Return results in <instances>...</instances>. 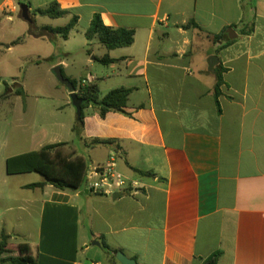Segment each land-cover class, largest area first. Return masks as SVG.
<instances>
[{
  "label": "crops",
  "instance_id": "crops-1",
  "mask_svg": "<svg viewBox=\"0 0 264 264\" xmlns=\"http://www.w3.org/2000/svg\"><path fill=\"white\" fill-rule=\"evenodd\" d=\"M56 1L69 14L48 18L62 25L39 27H62L77 16L69 38H34L26 26L0 51V61L29 41H47L50 66L77 80L78 90L84 81L97 86L99 100L119 88L132 93L126 113L102 116L88 105L78 134L75 124H51L50 139L36 151L65 143L63 153L88 167L116 153L132 187L114 198L52 185L30 189L44 179L13 176L18 182L6 197L0 240L6 233L18 246L27 244L38 264H121L118 252L138 264H205L218 252V264H264V0ZM51 2L24 1L34 23V10ZM20 4L0 0V39L7 21L22 19ZM95 15L108 27L134 31V43L108 51L98 39L89 41ZM106 55L113 63L102 65ZM210 56L219 58L212 71ZM14 206L32 220L28 234L27 218L14 216ZM103 240L118 252L108 254Z\"/></svg>",
  "mask_w": 264,
  "mask_h": 264
},
{
  "label": "rangeland",
  "instance_id": "rangeland-1",
  "mask_svg": "<svg viewBox=\"0 0 264 264\" xmlns=\"http://www.w3.org/2000/svg\"><path fill=\"white\" fill-rule=\"evenodd\" d=\"M20 1L25 4V0ZM34 1L39 4L45 2V0ZM37 16V22L34 23L35 21L33 20V24L23 20V18L19 19L18 15L15 23L7 21L5 23L6 28L1 36L2 39H0L3 42L0 45V51H6V46L10 44L9 41L12 37L16 35L22 36L23 27L26 28L27 26L30 29L32 25L37 27L50 24L62 25L54 23L48 17ZM17 24L20 25L19 28ZM78 38L80 39V37ZM48 46L50 45L47 41L32 40L24 47V51L16 53L15 50L7 56H3V60L0 61V72L4 74L0 77V98L8 95L10 89H13L9 93L11 95L9 102L0 106V220L3 217L2 213L6 209L7 194H12L18 182L15 179L16 175L14 178L6 172L7 159L36 151L40 141H48L50 139L47 135L55 130L52 129L51 124L76 125L78 120L77 109L69 96L68 87L59 81L55 72L56 67H51L49 59L45 56L48 53ZM17 60L21 61L20 65L14 64ZM79 75L80 70L77 69L74 72V76L80 77ZM19 86L22 88L26 87L24 96L17 94L16 89ZM17 124L19 125L17 126ZM75 142L78 141L75 140ZM33 175L39 176L38 174ZM14 207V212H12L14 216L21 215L19 217L21 220L24 217L27 218L24 219L27 226H25L23 221L18 223L24 224L26 234H28V229L32 230L33 227L31 224L32 220L30 217L24 216V213L19 211L17 206ZM16 230L21 233L24 228L21 227ZM22 234H24V238L26 234ZM22 234H18L20 238ZM6 235L9 236L8 252L4 253L1 258L18 256L19 246L16 244L17 240L14 241L11 235Z\"/></svg>",
  "mask_w": 264,
  "mask_h": 264
},
{
  "label": "trees",
  "instance_id": "trees-1",
  "mask_svg": "<svg viewBox=\"0 0 264 264\" xmlns=\"http://www.w3.org/2000/svg\"><path fill=\"white\" fill-rule=\"evenodd\" d=\"M69 12L62 10L56 0H52L50 5L44 9H36L33 15L42 17H49L52 19L62 18L68 15ZM79 18L73 16L70 22L62 27H37L32 25L28 34L34 38H47L50 34L61 36L67 40L72 30L77 26ZM187 27V26H186ZM225 33L215 36L214 39H221ZM86 37L89 41L98 39L99 43L104 46L108 51L116 50L119 48L130 47L134 43L135 33L127 29H115L108 27L102 21L100 15H95L90 28L86 32ZM22 39H18L14 44H19ZM228 42H230L228 40ZM102 65H109L113 60L109 55L104 56L98 60ZM64 77L70 81L78 95L83 99V109L88 105H94L99 109L100 114L105 116L108 112H121L126 113L124 108L128 104L129 97L132 93L131 89L119 88L112 90L101 100L98 99V89L96 85H87L80 87L78 90L77 80L68 79L63 73ZM224 84L221 74L218 75L216 83V95H220V88ZM18 95L24 96L22 87L16 89ZM83 111L78 118L73 131L78 134L83 125ZM95 143H100L96 141ZM67 144L59 143L43 147L38 151H31L28 153L13 156L6 161V172L10 176L35 173L40 175L44 181L42 183L32 184L27 188H41L45 185H52L61 191L77 192L86 189V170L88 165L82 158H70L61 150ZM141 173V172H140ZM9 236L2 235L0 242V264H38L36 259L30 255V248L27 244H21L18 248V256H10L8 258H1L4 253H7V244ZM103 249L108 253L115 255L118 251L113 250L103 240ZM221 253H216L207 259L205 264H218Z\"/></svg>",
  "mask_w": 264,
  "mask_h": 264
},
{
  "label": "built area",
  "instance_id": "built-area-1",
  "mask_svg": "<svg viewBox=\"0 0 264 264\" xmlns=\"http://www.w3.org/2000/svg\"><path fill=\"white\" fill-rule=\"evenodd\" d=\"M82 83V87L87 86L86 82ZM85 176L86 190L95 195L112 196L115 193H125L132 187L117 169L116 153L111 154L106 164L88 167Z\"/></svg>",
  "mask_w": 264,
  "mask_h": 264
},
{
  "label": "water",
  "instance_id": "water-1",
  "mask_svg": "<svg viewBox=\"0 0 264 264\" xmlns=\"http://www.w3.org/2000/svg\"><path fill=\"white\" fill-rule=\"evenodd\" d=\"M20 11H21V16H22L23 20L33 24L34 21L31 17V14H30L29 5L28 4H20ZM232 32H233L232 29L229 30V32H228L230 39L234 38L231 35ZM218 63H219V58L217 56H210V58L208 59L209 70L212 71ZM55 72H56V75H57V78L59 79V81L68 87V89L70 91V98L72 99V102L77 109V117L79 118L82 114V111H83V104H84L83 99H81L79 97V95H78L77 91L75 90V87L73 86V84L64 77L62 69L60 66H57L55 68ZM16 86H18V85H16ZM12 91H13V89H10V92H12ZM122 195H123V193H117V194H115L114 198H118ZM94 244H96L99 247L101 246V243L99 241H95ZM116 258L121 264H138L134 259L128 258L123 252H118L116 254Z\"/></svg>",
  "mask_w": 264,
  "mask_h": 264
}]
</instances>
